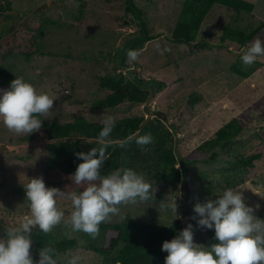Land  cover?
<instances>
[{
    "label": "rangeland",
    "instance_id": "1",
    "mask_svg": "<svg viewBox=\"0 0 264 264\" xmlns=\"http://www.w3.org/2000/svg\"><path fill=\"white\" fill-rule=\"evenodd\" d=\"M244 1L253 4L254 10L251 14L233 15L231 25L237 30H250L264 23V0ZM74 2L65 0L64 3L75 5ZM184 2L136 0L152 33L159 36L158 40L150 42L146 51L126 70L135 69L142 78L151 81L153 96L147 104L126 103L110 111H95L91 107V104L105 99L109 94V91L100 89L97 78L106 75L116 66L115 61L109 62V55H106L109 50L102 46L109 45L112 58H116L128 34L132 33L119 22L123 15L120 17L117 12L107 15L109 28L117 31L115 39L111 40L109 31L101 34V29L95 28L97 21L89 17L86 22L95 26L91 29H96L97 35L92 39L85 38L82 36L85 32L82 31L81 38L85 39L80 41L77 48L74 38L79 37L58 27L52 29L42 41L46 53L53 52L59 58L34 57L27 62L15 56L6 63L7 70L15 76H22L37 91L48 93L55 101L50 113L46 117L41 116L42 127L33 133L34 140L17 142L26 135L13 134L0 123V235H5L6 227L15 226L28 215L23 187L28 179L43 177L46 186L51 181L62 182L52 179L46 173L49 142L44 138L43 125L65 124L77 118L102 124V120L108 117L115 121L144 117L147 123L154 120V115L164 116L163 122L166 125L177 128V152L193 162L185 183L178 189L169 188L161 200L155 197L161 193V188L155 185L154 180L145 177L146 182L152 185L155 198L135 205H119L118 213L110 215L106 223L131 219L140 223L156 222L169 226L181 220L184 226L190 222L195 225V221L191 220L194 215L193 206L215 199L216 195L222 194L227 188L242 192L246 204L253 208L254 216L264 222V56L258 57L251 66L244 65L256 71L249 78L242 79L231 68L243 51L231 43L218 46V37L215 38L217 32L208 28L204 32L212 48L201 54L187 56L192 46L188 47L172 39V29L178 22ZM62 3L61 0H12L13 11L0 15V36H7V27L11 34L23 18L34 13L52 18L57 26L70 25L66 13H60ZM89 4L96 9L102 6L100 0H91ZM90 33L93 32L88 35ZM259 36L264 39V29ZM90 41L97 44L96 47L91 48L88 44ZM69 55L74 58H69ZM97 57H106V61L95 64ZM157 83L165 84L166 88L159 91ZM194 94L200 97L198 103L191 100ZM232 120H238L243 128L234 145L208 153L199 149L213 140L218 130ZM213 154L216 157L212 160ZM253 155H260L253 167H235L239 160ZM57 188L69 193L79 191L81 187L71 188L63 184ZM168 196L172 200L176 197V215L171 209L159 208ZM58 204L65 211L67 221L71 201L62 198ZM22 212L27 214L21 216ZM208 231L194 228V243L204 246L213 244ZM69 237L76 239L79 247L61 256L65 262L72 255L78 254L81 264H104L101 256L88 249L89 241L85 236L73 233Z\"/></svg>",
    "mask_w": 264,
    "mask_h": 264
},
{
    "label": "trees",
    "instance_id": "2",
    "mask_svg": "<svg viewBox=\"0 0 264 264\" xmlns=\"http://www.w3.org/2000/svg\"><path fill=\"white\" fill-rule=\"evenodd\" d=\"M61 1L63 3L60 6V13H66L70 25L57 26L52 18H46L40 15L41 13H34L23 18L11 34L8 33L7 27L5 33L7 36H0V89L7 90L10 82L16 78L5 67L11 58L20 56L27 62L34 57L59 58L53 52L46 53L42 45V41L52 29L58 27L79 37V39L74 38L76 42L74 45L77 48L83 39L88 37L92 39L97 35L96 29H91L95 26L86 22L89 17H92L97 21L95 28H100L101 34L109 31L108 36L112 40V38L115 39L117 31L109 28L107 15L117 12L120 17L121 14L123 15L122 19L119 18V22L124 29L127 27L132 33L128 34L122 48L118 50L120 52L116 58L119 59L112 58L109 45L102 46L105 50H109L106 54L109 55V62L115 61L116 66L106 75L97 78L100 89L109 91V94L105 99L91 104V107L95 111H110L126 103L147 104L153 96L151 81L142 78L135 70L126 72L134 63V61L129 62L127 53L133 50L139 57L146 51L150 42L158 40L159 36L152 33L136 0H100L101 9L91 8L89 4L91 0H75V5L64 3L65 0ZM76 6L79 7L76 8ZM253 10L254 5L244 0H185L178 22L172 29V39L188 47L192 46L187 56L201 54L212 48L204 32L208 28L217 32L214 34L215 38L218 37L216 41L218 46L231 43L244 51L254 38L261 34L264 23L250 30L246 28L237 30L232 27L231 21L235 13L251 14ZM12 11V0H0V15L3 16ZM82 31L85 32L82 35L85 38H81ZM89 32L93 33L88 35ZM88 44L91 48L97 45L92 41ZM241 56L231 70L242 79H247L256 69L246 68L240 59ZM69 58L74 57L69 55ZM105 58L97 57L95 64L103 62ZM156 85L159 91L166 88L163 83ZM191 100L193 103H198L200 97L194 94ZM40 119L42 120L41 117ZM145 122L144 117H128L115 121L110 137L103 142L107 145V158L101 171L104 174L116 168H131L156 182L155 185H158L162 191L155 197L156 200H161L169 188L178 189L185 183L193 162H189L177 152L175 126L166 125L157 115H154L153 121ZM102 126L100 123H91L83 118H77L65 124L43 125L44 138L49 142L46 173L54 180H62V182L51 181L47 184L48 187L57 188L63 184L71 188L81 187L76 186L70 178L77 165L82 162L76 159L75 153L87 152L92 147H99L98 136ZM242 131L243 128L238 120H232L218 130L213 140L206 142L199 149L204 153L216 149L225 150L237 142L236 139ZM146 134H151L152 143L143 146L137 144L136 139ZM34 139L35 135L31 134L19 138L17 142L26 143ZM214 155L216 154H213L212 160L216 157ZM258 159L260 155L243 158L235 164V167L236 165L245 169L253 167L254 161ZM25 207L27 209L26 203ZM26 214L27 212H22L21 216ZM185 227L181 220L168 226L156 222L140 223L128 219L114 224L103 222L95 238L85 233L74 234L85 236L89 241L88 249L101 256L104 264H164L167 253L161 251L163 242L174 238L179 230ZM54 229V232L47 234L41 233L38 229L33 230L31 253L34 260L39 259V250L46 246L53 247L60 256L79 247L76 239L66 235V233H73L65 223L62 222ZM208 234L212 242L216 243L214 231L209 230Z\"/></svg>",
    "mask_w": 264,
    "mask_h": 264
},
{
    "label": "clouds",
    "instance_id": "3",
    "mask_svg": "<svg viewBox=\"0 0 264 264\" xmlns=\"http://www.w3.org/2000/svg\"><path fill=\"white\" fill-rule=\"evenodd\" d=\"M127 56L132 62L137 53L129 50ZM261 56H264V39L257 36L240 59L244 65L251 66ZM54 101L48 93L37 91L32 83L16 76L7 90L0 89V123L13 134L29 136L41 129L40 117L50 113ZM101 123L99 147L75 153L82 162L70 178L76 186H81L79 191L66 193L48 187L43 177L28 179L23 184L28 215L15 226L6 227L5 235H0V264H81L78 254L65 262L50 246L40 249L39 259L34 260L33 230L47 234L63 222L72 233L95 238L100 225L118 213L119 205H135L155 198L152 185L131 168H116L102 174L107 158V145L103 142L110 137L115 120L108 117ZM152 139L151 134H146L139 136L136 143L148 145ZM62 198L71 201L67 221L65 211L58 204ZM159 208L171 209L176 215V197L172 200L168 196ZM253 211L243 193L232 188L225 189L215 199L195 204L191 217L195 225L188 223L174 238L163 242L161 251L167 253L164 264H264V222ZM194 228L213 230L217 242L210 246L194 243Z\"/></svg>",
    "mask_w": 264,
    "mask_h": 264
},
{
    "label": "water",
    "instance_id": "4",
    "mask_svg": "<svg viewBox=\"0 0 264 264\" xmlns=\"http://www.w3.org/2000/svg\"><path fill=\"white\" fill-rule=\"evenodd\" d=\"M159 118H161L162 120H164V121H165V119H164V116H160Z\"/></svg>",
    "mask_w": 264,
    "mask_h": 264
}]
</instances>
